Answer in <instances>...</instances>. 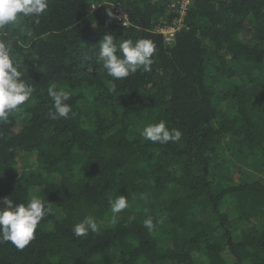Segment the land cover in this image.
Returning a JSON list of instances; mask_svg holds the SVG:
<instances>
[{
  "label": "trees",
  "instance_id": "16d2710c",
  "mask_svg": "<svg viewBox=\"0 0 264 264\" xmlns=\"http://www.w3.org/2000/svg\"><path fill=\"white\" fill-rule=\"evenodd\" d=\"M180 4L48 0L39 25L0 28L35 89L0 123V206L39 196L50 209L23 250L0 241V264H264V0H191L168 43L155 26L180 18ZM105 34L152 40L151 71L110 92L96 62ZM52 84L70 94L67 119L52 118ZM161 120L179 142L142 137ZM232 158L247 169L241 180L223 167ZM119 195L129 207L113 217ZM89 215L99 232L75 236Z\"/></svg>",
  "mask_w": 264,
  "mask_h": 264
},
{
  "label": "clouds",
  "instance_id": "9594fccd",
  "mask_svg": "<svg viewBox=\"0 0 264 264\" xmlns=\"http://www.w3.org/2000/svg\"><path fill=\"white\" fill-rule=\"evenodd\" d=\"M47 8L48 0H0V28L15 26L21 17L31 18L35 25H39L40 17ZM108 15L111 17L113 14L109 11ZM99 47L96 62L101 71L112 78L110 92L117 90L112 81L126 79L141 68L144 72L151 71L157 52L155 43L150 39H129L117 45L112 34H105ZM24 75L23 65L16 58L12 43L0 41V123H6L10 116L21 113L22 106L33 96L35 89ZM47 94L55 110L52 118L59 116L67 119L71 112V105L66 103L70 99L69 92L57 90V85L52 84ZM141 135L153 143L167 144L170 141L179 142L183 133L178 129L170 130L161 120L147 124ZM109 204L113 217L129 207L128 199L123 195L110 199ZM3 205L0 206V241L11 242L16 249L23 250L34 239L39 223L50 213V209L39 196H33L26 204H16L6 197ZM143 227L148 230L155 227L150 215L143 221ZM89 232H99V224L91 215L73 227V234L77 237L87 236Z\"/></svg>",
  "mask_w": 264,
  "mask_h": 264
},
{
  "label": "built area",
  "instance_id": "2783aa9c",
  "mask_svg": "<svg viewBox=\"0 0 264 264\" xmlns=\"http://www.w3.org/2000/svg\"><path fill=\"white\" fill-rule=\"evenodd\" d=\"M190 2L191 0H181L180 13L182 14V16L178 18L176 21H174L172 24L162 25L158 23L155 26L157 31H160L164 34L165 39L168 43H171L174 41L176 32L183 26V16L185 15V12L188 8L187 6L189 5ZM112 8L114 10V13H113L114 17H116L118 20L123 21L125 24L129 23L128 14L124 6L118 5V6H113Z\"/></svg>",
  "mask_w": 264,
  "mask_h": 264
},
{
  "label": "rangeland",
  "instance_id": "374dc122",
  "mask_svg": "<svg viewBox=\"0 0 264 264\" xmlns=\"http://www.w3.org/2000/svg\"><path fill=\"white\" fill-rule=\"evenodd\" d=\"M185 6V5H184ZM29 160V157L27 156V154L25 152H20L19 154V168H20V172H23V170L27 167L30 166V161L28 162ZM237 164V162L232 158V159H226L225 163L223 164V167L225 169V171H229V174H230V178H234V179H237V180H241L240 177L242 176H246L247 173L244 172V170H247L245 169L246 167L244 166H239ZM254 171H256L254 173ZM253 172L255 174V177H258L261 173V171L257 170V169H254V168H251L250 171L248 172V175L249 173ZM262 177L264 178V175H262Z\"/></svg>",
  "mask_w": 264,
  "mask_h": 264
}]
</instances>
